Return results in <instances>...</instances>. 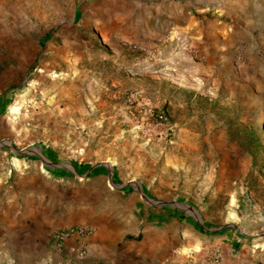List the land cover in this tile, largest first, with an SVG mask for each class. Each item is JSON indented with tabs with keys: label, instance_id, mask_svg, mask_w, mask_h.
Masks as SVG:
<instances>
[{
	"label": "rangeland",
	"instance_id": "374dc122",
	"mask_svg": "<svg viewBox=\"0 0 264 264\" xmlns=\"http://www.w3.org/2000/svg\"><path fill=\"white\" fill-rule=\"evenodd\" d=\"M249 4L0 0V214L17 203L35 229L41 202L92 224L105 256L86 246L69 264H131L138 244L157 264H264V24L245 30ZM32 241L18 264H60ZM14 249L0 239V264Z\"/></svg>",
	"mask_w": 264,
	"mask_h": 264
},
{
	"label": "crops",
	"instance_id": "0c3cea01",
	"mask_svg": "<svg viewBox=\"0 0 264 264\" xmlns=\"http://www.w3.org/2000/svg\"><path fill=\"white\" fill-rule=\"evenodd\" d=\"M246 1L250 3L249 6H251V4H253L254 6V11L249 13V18H247V23L251 25L245 27V30L248 29L249 31L250 29H253L252 24H254L256 20H258V23L264 24V11L263 10L261 11L260 9L264 7V0H246ZM255 11H257V13H255ZM250 15H255V18H250ZM262 48H264V46H261V49ZM40 205L41 202H38L36 204L38 208L36 209L33 208L31 211V213L33 214V218H35L34 219L36 221L35 223L37 225L35 229L30 228L31 230L24 226V221H23L24 212L23 209L19 207L17 203L12 202L8 204L0 214L2 215L0 216V237H4L0 239L5 240L6 246L8 245L11 249L15 248L14 253L13 254L11 253L9 256L12 258L11 260L14 261L16 264L24 260H27L29 262L35 261V258H31L30 256H24L21 253L22 248H24L25 246L23 245L24 244L23 242L24 241L29 242L30 237L39 238V241H35V242L32 241V243L37 245L41 243V245L44 246L45 249L48 248L49 252H52L53 249L49 240L52 229L60 225H65V223L66 225L81 223V222H72L71 220L68 219L65 220L63 215L61 216L52 215L50 211L45 212V210L42 209ZM161 233L162 232H160V230H156V232H154L153 234L157 236H161L162 235ZM98 236H100V234L94 232L86 240L88 255L90 254L93 255V257H97V258L102 257L104 255L100 251L101 247L99 241L96 240ZM8 240L11 241V244L8 243L9 242ZM74 243L75 242L72 238H68L65 241L66 246L73 245ZM152 249H153L152 247L146 246L145 244H138L133 246V251L132 249H130V251L133 252V256L128 258L129 262L131 264H154V263L157 264V262L152 259H150V261L145 259V256L148 255L147 252L151 251Z\"/></svg>",
	"mask_w": 264,
	"mask_h": 264
},
{
	"label": "built area",
	"instance_id": "2783aa9c",
	"mask_svg": "<svg viewBox=\"0 0 264 264\" xmlns=\"http://www.w3.org/2000/svg\"><path fill=\"white\" fill-rule=\"evenodd\" d=\"M90 223L68 224L53 229L50 233V244L55 254L60 257V264H69V258L82 257L86 248V240L94 233ZM68 238L74 240L73 245H65Z\"/></svg>",
	"mask_w": 264,
	"mask_h": 264
},
{
	"label": "water",
	"instance_id": "95a60500",
	"mask_svg": "<svg viewBox=\"0 0 264 264\" xmlns=\"http://www.w3.org/2000/svg\"><path fill=\"white\" fill-rule=\"evenodd\" d=\"M19 152H21V153H26V150L22 149V150H20ZM100 164H101V163H100Z\"/></svg>",
	"mask_w": 264,
	"mask_h": 264
},
{
	"label": "trees",
	"instance_id": "16d2710c",
	"mask_svg": "<svg viewBox=\"0 0 264 264\" xmlns=\"http://www.w3.org/2000/svg\"><path fill=\"white\" fill-rule=\"evenodd\" d=\"M46 37H48V35H47ZM6 96H7V94H4L2 97L4 98V97H6ZM1 101H4V100L2 99Z\"/></svg>",
	"mask_w": 264,
	"mask_h": 264
}]
</instances>
